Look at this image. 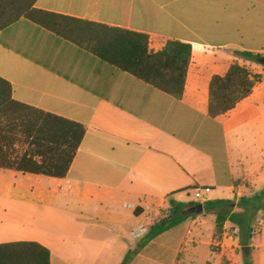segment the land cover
Instances as JSON below:
<instances>
[{
	"label": "crops",
	"instance_id": "1",
	"mask_svg": "<svg viewBox=\"0 0 264 264\" xmlns=\"http://www.w3.org/2000/svg\"><path fill=\"white\" fill-rule=\"evenodd\" d=\"M35 6L146 34L153 52L169 41L190 44L192 59L178 100L29 20L1 31L0 77L12 84L13 98L81 124L86 133L63 179L0 167V244L37 242L49 249L51 264H123L129 254V264H183L188 246L205 236L221 251L211 250L218 259L204 264H238L242 243L225 240L234 243L243 232L215 240L216 220L212 231L205 229L206 212L142 248L143 239L131 233L149 229L177 205L187 213L197 202L226 200V210L242 213V199L264 191V66L236 55L264 57V0H37ZM235 63L260 80L233 110L212 118L210 83ZM15 139L21 154L25 138ZM0 149L7 151L4 143ZM222 211L208 213L217 219ZM263 227L261 211L252 264H264ZM236 228L225 223V232Z\"/></svg>",
	"mask_w": 264,
	"mask_h": 264
},
{
	"label": "trees",
	"instance_id": "2",
	"mask_svg": "<svg viewBox=\"0 0 264 264\" xmlns=\"http://www.w3.org/2000/svg\"><path fill=\"white\" fill-rule=\"evenodd\" d=\"M36 3L37 0H0V32L21 19L29 20L156 89L178 100L183 98L192 59L190 44L169 41L163 50L153 52L146 34L47 12L37 9ZM236 55L257 63L261 58L252 53L236 52ZM259 80V76H252L248 69L236 63L224 76H215L210 83L209 116L217 118L233 110L253 93ZM85 133L81 124L17 102L12 84L0 77V146L4 143L7 147L4 153L0 149L1 168L63 179ZM19 135L25 139L18 145L26 147L21 154L13 149L15 136ZM230 203L219 200L203 204L206 213L224 209L217 214L214 239H222L225 223L230 221L246 234L244 246H248L255 220L264 211V191L250 199L243 198L242 213L226 210ZM184 209L183 205H177L167 218L153 224L139 248L194 216ZM131 259L129 254L123 264H129ZM0 264H51V253L37 242L0 244ZM246 264H252L251 257Z\"/></svg>",
	"mask_w": 264,
	"mask_h": 264
},
{
	"label": "rangeland",
	"instance_id": "3",
	"mask_svg": "<svg viewBox=\"0 0 264 264\" xmlns=\"http://www.w3.org/2000/svg\"><path fill=\"white\" fill-rule=\"evenodd\" d=\"M260 173H263V172L261 171ZM197 204H202V202H197ZM203 214L204 213H202L201 215H203ZM205 214L207 215V220L209 222L208 226L205 227V229L208 228L209 230L212 231L213 227L215 226V220L216 219L212 214H209V213H205ZM193 218H198V216H194ZM237 230L240 232V228H238ZM227 232L230 233L231 230L227 229ZM204 234H205V231H204ZM263 238H264V227H263ZM211 240H212V237H205L204 236L203 238H201V241H202L201 244H199L197 246L189 245L188 249H186L187 251L185 253V258H184L183 264H192V263L193 264H204L209 259H212V257H215L216 259H218V255L212 254V251L215 253H220L221 249L217 245H212L210 247L207 244V242L209 243ZM245 240H246V234L243 232L241 239H236V241L234 243L230 242L227 239V240H225V244L235 246V245L240 244V242H241L242 243L241 245H243L242 246V248H243V247H246V246H244ZM216 242L217 241H215V243ZM252 242L254 244L258 243V239L256 238L255 235H254V240L252 238ZM262 242H264V241H262ZM239 253H240V259H238V261H237V259H235V261H236L235 263L246 264L247 258L245 257L244 253L242 252V249L240 250ZM233 254H234V256H236L235 253H233ZM251 262H252V258H251Z\"/></svg>",
	"mask_w": 264,
	"mask_h": 264
},
{
	"label": "built area",
	"instance_id": "4",
	"mask_svg": "<svg viewBox=\"0 0 264 264\" xmlns=\"http://www.w3.org/2000/svg\"><path fill=\"white\" fill-rule=\"evenodd\" d=\"M194 195H195V198L197 200H201V201H204V196H203V192L200 190V189H196L194 191ZM148 231L149 229L145 226H140L138 227L137 229L133 230L132 233H131V237L134 239V240H141L143 239L147 234H148ZM238 230L237 229H232L230 233H228L227 231L225 232L226 234H229V237L230 238H234L238 235Z\"/></svg>",
	"mask_w": 264,
	"mask_h": 264
},
{
	"label": "water",
	"instance_id": "5",
	"mask_svg": "<svg viewBox=\"0 0 264 264\" xmlns=\"http://www.w3.org/2000/svg\"><path fill=\"white\" fill-rule=\"evenodd\" d=\"M260 64L264 66V57L259 59ZM187 213L190 215H201L204 213V205L203 204H196L187 210ZM253 238V229H251L250 241L249 245L243 248V253L246 257L250 256L251 252V243Z\"/></svg>",
	"mask_w": 264,
	"mask_h": 264
}]
</instances>
